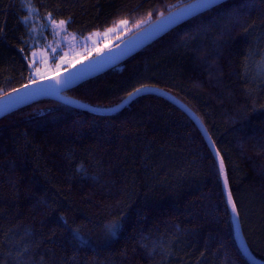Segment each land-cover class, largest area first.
Masks as SVG:
<instances>
[{"label": "trees", "instance_id": "obj_1", "mask_svg": "<svg viewBox=\"0 0 264 264\" xmlns=\"http://www.w3.org/2000/svg\"><path fill=\"white\" fill-rule=\"evenodd\" d=\"M28 1L78 36L127 20L128 38L195 0ZM25 15L22 0H0V97L33 76ZM142 84L204 125L245 242L264 262V0L212 8L64 95L110 110ZM0 264L251 263L201 132L145 95L114 115L43 100L0 120Z\"/></svg>", "mask_w": 264, "mask_h": 264}, {"label": "water", "instance_id": "obj_2", "mask_svg": "<svg viewBox=\"0 0 264 264\" xmlns=\"http://www.w3.org/2000/svg\"><path fill=\"white\" fill-rule=\"evenodd\" d=\"M227 1L229 0H219L218 3L210 5L208 7H192V8L188 7L191 5H196L198 3V0L183 5L177 8L176 10L170 12L169 14L163 16L162 18L158 19L157 21L142 28L141 30L129 36L128 38H126L116 46L112 47L111 49L106 50L103 53L97 55L96 57L86 62H83L71 69H68L60 74L54 75L50 78L43 80L44 87L52 88L54 86L55 80L65 78L70 75L74 76L75 77L74 82L69 87L65 88L62 92L56 93L54 91H50L44 94L30 95L23 103H12L10 106L6 108H4L3 105L8 103L9 94L0 97V120H2L3 118L9 116L14 112H17L27 106H30L36 102L43 100H51L66 106L82 109L86 112L96 115H114L121 112L131 101H133L137 97H141L145 95H155L165 99L166 101L176 106L177 108H179L181 111H183L185 114L189 116V118L195 123L198 130L201 132L203 138L205 139L208 147L210 148L220 168L221 156L217 151V149L215 148L213 142L211 141L209 134L207 133L204 125L201 123L199 118L187 106H185V104H183L181 101H179L178 99H176L175 97L171 96L166 92L155 89H149V91L147 92H140L139 94L134 95L131 98L128 97L119 106L110 110H101V109L93 108L91 106L70 99L66 97L64 94L78 87L79 85L89 80H92L96 77H99L104 73L116 68L117 66L121 65L123 62L127 61L128 59L135 56L136 54H138L139 52H141L151 44L155 43L156 41L164 37L166 34L171 32L175 28ZM32 91L33 90L31 88L23 89L20 95H24L26 92L31 93ZM10 94L12 95L13 98L16 95V93L14 92ZM225 172H226V168H225ZM221 177L224 186V178L222 175ZM224 190L227 196V190L225 189V186H224ZM232 216L234 221V227L237 232L243 254L251 264H264V262L257 259L248 248L241 231L239 218L236 215H234L233 212H232Z\"/></svg>", "mask_w": 264, "mask_h": 264}, {"label": "rangeland", "instance_id": "obj_3", "mask_svg": "<svg viewBox=\"0 0 264 264\" xmlns=\"http://www.w3.org/2000/svg\"><path fill=\"white\" fill-rule=\"evenodd\" d=\"M28 2L36 9L30 1ZM23 10L28 15V10L24 7ZM22 24L27 30V45L32 51L31 67L33 68V75L34 70L40 68L42 71L50 72L47 78L86 62L93 55H99L111 49L115 43L124 40L131 32L127 21L126 25H121L118 22L111 27L116 29L114 32H107L108 28L86 36H78L69 33L66 26V31L59 26L54 30L50 26L49 21H44V18L39 15L37 10L31 18V23L25 25L22 20ZM61 56L64 57L63 61L59 59ZM69 61H74L71 67L68 66ZM58 63L61 67L57 72L55 71V66Z\"/></svg>", "mask_w": 264, "mask_h": 264}, {"label": "snow or ice", "instance_id": "obj_4", "mask_svg": "<svg viewBox=\"0 0 264 264\" xmlns=\"http://www.w3.org/2000/svg\"><path fill=\"white\" fill-rule=\"evenodd\" d=\"M22 2H23V7L28 10V15H25L24 17H22V20H23V23L25 25H28L29 23H31V18H32V16L35 15L36 9H34L31 6V4L28 2V0H22ZM218 2H219V0H198V3L196 5H191L188 7L189 8H192V7H208V6L216 4ZM161 16H163V13H161ZM47 19L49 21L50 26H52V28L54 30L56 29L57 26H59L62 30L66 31L65 26L68 23V21L56 20L52 17L51 13L48 14ZM119 23L121 25H126L127 21L121 20V21H119ZM33 30H35V29H33ZM114 31H116L115 28H109L107 30V32H114ZM21 51H23V49H21ZM33 55H34V53H33ZM59 59L61 61H63L64 57L61 56ZM73 62L74 61H69L68 66L71 67ZM60 67H61V65L59 63L56 64L55 71L58 72L60 70ZM49 75H50L49 71H42L40 68H36L34 70V75L29 78V82L27 84L21 85V88H19V89H13V92L16 93L15 97L13 98L12 95L9 94L8 103L4 104L3 107L6 108V107L10 106L12 103H23L30 95L44 94V93H48L50 91H54L56 93L62 92L65 88L69 87L74 82V79H75V77L71 76V75L68 77L62 78V79H57V80H55L54 86L52 88H46L43 86V79L47 78ZM154 87H155V85L142 84L140 87H136V88H134L133 91L128 92L127 95L129 98H131L132 96L137 95L140 92H147V91H149L150 88H154ZM29 88H31L33 90L31 93L26 92L24 95H20V93L23 89H29ZM77 171L81 172L82 175H86V170L83 167L78 168ZM220 173L224 178V186H225V189L227 190L228 203L231 206V210H232L233 214L238 217L239 211L237 208V203L233 199L231 189L228 187V177H227V174L225 172L224 161H223L222 157L220 158ZM122 227H123V225L120 222H115V223L106 225L107 230L112 235L117 234L122 229Z\"/></svg>", "mask_w": 264, "mask_h": 264}]
</instances>
